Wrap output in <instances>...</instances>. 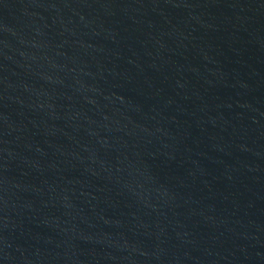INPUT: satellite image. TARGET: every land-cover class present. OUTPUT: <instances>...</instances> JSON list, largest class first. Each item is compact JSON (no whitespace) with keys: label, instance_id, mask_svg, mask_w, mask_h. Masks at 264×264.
I'll use <instances>...</instances> for the list:
<instances>
[{"label":"water","instance_id":"95a60500","mask_svg":"<svg viewBox=\"0 0 264 264\" xmlns=\"http://www.w3.org/2000/svg\"><path fill=\"white\" fill-rule=\"evenodd\" d=\"M0 264H264V0H0Z\"/></svg>","mask_w":264,"mask_h":264}]
</instances>
